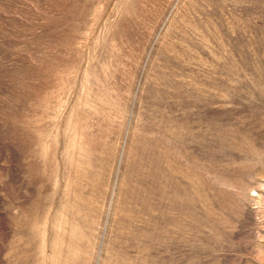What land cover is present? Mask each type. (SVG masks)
<instances>
[{
  "label": "rangeland",
  "instance_id": "374dc122",
  "mask_svg": "<svg viewBox=\"0 0 264 264\" xmlns=\"http://www.w3.org/2000/svg\"><path fill=\"white\" fill-rule=\"evenodd\" d=\"M0 264H264V0H0Z\"/></svg>",
  "mask_w": 264,
  "mask_h": 264
}]
</instances>
